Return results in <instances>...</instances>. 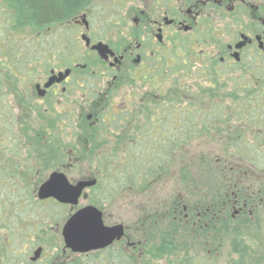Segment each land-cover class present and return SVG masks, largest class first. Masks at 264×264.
<instances>
[{"label": "flooded vegetation", "instance_id": "flooded-vegetation-1", "mask_svg": "<svg viewBox=\"0 0 264 264\" xmlns=\"http://www.w3.org/2000/svg\"><path fill=\"white\" fill-rule=\"evenodd\" d=\"M81 6L21 49L0 43V190L61 213L46 228L57 224L64 260L44 257L38 233L29 257L9 243L0 254L13 264H263L251 228L264 222V0ZM213 139H227L228 158L201 149ZM133 183L139 215L125 221L106 208ZM86 206L118 233L73 251L64 228Z\"/></svg>", "mask_w": 264, "mask_h": 264}, {"label": "rangeland", "instance_id": "rangeland-1", "mask_svg": "<svg viewBox=\"0 0 264 264\" xmlns=\"http://www.w3.org/2000/svg\"><path fill=\"white\" fill-rule=\"evenodd\" d=\"M4 0H0V3ZM103 6H106V4H102L99 6H96L95 12L101 13V10ZM2 6H0V12L4 10ZM98 16V15H97ZM96 16V17H97ZM94 17V16H93ZM96 21V18L94 19ZM2 22H0L1 24ZM1 26V25H0ZM57 27L53 26L52 32L56 31ZM66 30V27L63 28V30L58 29V34L62 33L64 34ZM37 32L34 29L25 28L21 29L20 31H17L12 38H15L16 48L21 49V45L23 46L28 39H32V36L36 34ZM1 38V34H0ZM1 42V41H0ZM3 43V41L1 42ZM69 47L75 48L74 45H72V41L70 40L68 42ZM89 58H85L83 61L88 62ZM204 141V140H202ZM198 141V142H202ZM197 141H195L190 148V151L192 152L195 150V146L198 144ZM142 147H138V153H140ZM201 149H203L201 147ZM227 149V147H226ZM225 149V150H226ZM217 151V150H216ZM227 153V150H226ZM219 155V154H218ZM115 163V162H114ZM75 176L76 178L84 175V173L89 171V168L86 166V164L78 165L75 167ZM174 177V175H173ZM166 178H163L159 183L162 185L160 189L157 190L156 194L160 195L163 194L164 196L167 194V189L165 185H167L168 181ZM172 183L170 178V184ZM169 185V184H168ZM32 191V188L31 190ZM171 192V190H170ZM13 195H16L15 197H10L9 193L5 191L0 190V244L6 245V243H9V246L15 249H19L22 252H27L28 257L32 255V252L30 253V246H32V242L35 240V243H43L46 247V251L44 253V257L49 256L51 259L57 258L55 260H64V257L61 255L62 246L59 236L57 235L58 232V226L56 224L55 228L47 227V225H51L53 223L50 221L51 219L55 222H59V218H61V213H57L56 211L53 213H49L48 209L42 211L37 208V206L33 205L31 202L32 200L27 198V202L24 203V200L26 197H28L24 190H19L18 192H12ZM139 193V192H138ZM137 193V187L136 185L131 184V187H125V194L119 193L116 195V197L111 200L107 205V210H110L114 213L115 216L118 217H124L125 221H135L137 216L139 215V209H138V201L140 200L139 194ZM143 193V194H142ZM140 193V195L144 196L146 193L144 190ZM169 193V191H168ZM138 194V195H137ZM148 194V193H147ZM31 197V195H29ZM24 200V201H22ZM14 201H21L22 204H18L17 207H14ZM50 221V222H49ZM46 223V224H45ZM40 226V228H37V226ZM21 227L25 228V231L20 232L18 236H11V233L14 230L21 231ZM252 231V237L254 242H256L254 246L255 254L259 255L262 252H264V222L261 226L254 225L251 228ZM11 232V233H10ZM35 233H38V237L32 238ZM31 251V250H30ZM229 261V258L226 259ZM264 264V263H263Z\"/></svg>", "mask_w": 264, "mask_h": 264}, {"label": "trees", "instance_id": "trees-1", "mask_svg": "<svg viewBox=\"0 0 264 264\" xmlns=\"http://www.w3.org/2000/svg\"><path fill=\"white\" fill-rule=\"evenodd\" d=\"M85 0H4L0 3V6L5 8L0 12V41L4 46H8L11 36L21 29L30 28L36 31L42 30L43 27H51L58 23H63L78 14L84 8L81 6ZM184 102L193 100L188 97L186 100L185 96H181ZM202 100V98H195L194 101ZM195 141L186 142V150H190L191 145ZM227 139H213L212 141L204 140L200 143L203 149L213 150L214 154H219L223 159L228 158L226 153ZM217 150V151H216ZM212 156V157H213ZM204 163L212 164L208 156L204 155ZM211 158V157H210ZM187 166L192 167L197 165L195 154L187 155L186 157ZM12 260L6 254H0V264H13Z\"/></svg>", "mask_w": 264, "mask_h": 264}, {"label": "water", "instance_id": "water-1", "mask_svg": "<svg viewBox=\"0 0 264 264\" xmlns=\"http://www.w3.org/2000/svg\"><path fill=\"white\" fill-rule=\"evenodd\" d=\"M91 182L78 184V190ZM48 187V186H45ZM80 191V190H79ZM66 243L73 251H88L106 246L118 233L115 228H104L101 212L96 207L86 206L67 222L64 232Z\"/></svg>", "mask_w": 264, "mask_h": 264}]
</instances>
